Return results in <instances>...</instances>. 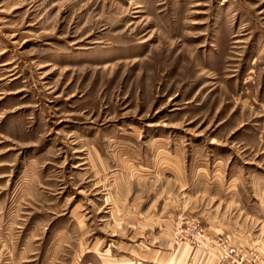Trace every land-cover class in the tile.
<instances>
[{"label":"rangeland","instance_id":"374dc122","mask_svg":"<svg viewBox=\"0 0 264 264\" xmlns=\"http://www.w3.org/2000/svg\"><path fill=\"white\" fill-rule=\"evenodd\" d=\"M0 264H264V0H0Z\"/></svg>","mask_w":264,"mask_h":264}]
</instances>
